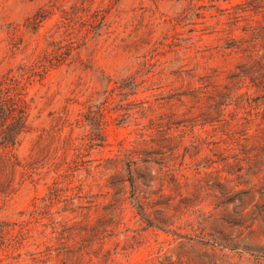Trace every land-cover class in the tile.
Listing matches in <instances>:
<instances>
[{"label": "rangeland", "instance_id": "obj_1", "mask_svg": "<svg viewBox=\"0 0 264 264\" xmlns=\"http://www.w3.org/2000/svg\"><path fill=\"white\" fill-rule=\"evenodd\" d=\"M42 57L0 264H264V0H0V76Z\"/></svg>", "mask_w": 264, "mask_h": 264}, {"label": "trees", "instance_id": "obj_2", "mask_svg": "<svg viewBox=\"0 0 264 264\" xmlns=\"http://www.w3.org/2000/svg\"><path fill=\"white\" fill-rule=\"evenodd\" d=\"M90 17L89 24L94 26L103 21L104 13L102 9H95ZM45 58H39L27 67L19 66L18 74L0 76V146L14 145L27 124L30 103L23 90L25 84L18 76L23 77L22 71L26 72L28 69L31 74H41L46 67Z\"/></svg>", "mask_w": 264, "mask_h": 264}]
</instances>
